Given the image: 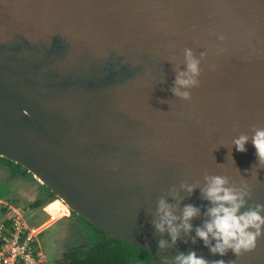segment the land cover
<instances>
[{
    "label": "water",
    "instance_id": "water-1",
    "mask_svg": "<svg viewBox=\"0 0 264 264\" xmlns=\"http://www.w3.org/2000/svg\"><path fill=\"white\" fill-rule=\"evenodd\" d=\"M185 49L199 73L178 86ZM259 128L264 0H0V158L42 177L111 243L157 261L194 251L207 264H264V225L239 256L195 236L212 206L206 176L245 192L239 212L264 205ZM161 197L174 224L185 205L199 209L174 242L153 224Z\"/></svg>",
    "mask_w": 264,
    "mask_h": 264
},
{
    "label": "clouds",
    "instance_id": "clouds-1",
    "mask_svg": "<svg viewBox=\"0 0 264 264\" xmlns=\"http://www.w3.org/2000/svg\"><path fill=\"white\" fill-rule=\"evenodd\" d=\"M185 62L186 68L177 73L175 85L190 86L197 83L199 61L192 56L189 49H185ZM172 91L185 98L189 95L187 91H180L179 87H173ZM247 140L248 137L245 135L236 138L233 141L236 150L244 151ZM252 144L260 163L264 164V128L256 129L252 137ZM205 180L206 185L201 189V192L212 206L206 209L209 219L203 222V227H196L195 236L199 237L213 253L222 255L227 249H231L239 256L242 252L251 251L256 245L257 238L261 235L262 225H264V216L260 214L264 205L256 204L255 208L239 212L244 204L245 192L227 187V180L223 176H206ZM191 189L192 186L188 185L187 190L190 192ZM198 211L199 209L191 204L185 205L179 217L181 223L174 224L178 218L171 211V206L161 197L157 207L160 220L153 221V224L159 232H163L167 228L174 242L179 229L183 228L185 232L191 229L190 218ZM210 237L215 241L214 243L209 242ZM194 240L195 238H193V242ZM158 245L164 247L165 241L159 240ZM174 264H207V261L202 257H197L194 251H190L187 254H177ZM215 264H223V261H216ZM231 264H235V262H231Z\"/></svg>",
    "mask_w": 264,
    "mask_h": 264
},
{
    "label": "rangeland",
    "instance_id": "rangeland-1",
    "mask_svg": "<svg viewBox=\"0 0 264 264\" xmlns=\"http://www.w3.org/2000/svg\"><path fill=\"white\" fill-rule=\"evenodd\" d=\"M4 170V163L0 160V207L7 206L20 211L30 226L39 227L38 231L42 230L39 241L48 257L46 264H49V260L50 264H61L60 258L64 252L89 249L92 243L86 234H89L91 229L77 217L62 218L68 216L70 211L60 200L55 198L40 210L28 208L30 203L48 195V188L40 185L28 173H24L22 168L12 177L6 176Z\"/></svg>",
    "mask_w": 264,
    "mask_h": 264
},
{
    "label": "built area",
    "instance_id": "built-area-1",
    "mask_svg": "<svg viewBox=\"0 0 264 264\" xmlns=\"http://www.w3.org/2000/svg\"><path fill=\"white\" fill-rule=\"evenodd\" d=\"M1 203V202H0ZM18 210L0 207V264H46L39 235Z\"/></svg>",
    "mask_w": 264,
    "mask_h": 264
},
{
    "label": "trees",
    "instance_id": "trees-1",
    "mask_svg": "<svg viewBox=\"0 0 264 264\" xmlns=\"http://www.w3.org/2000/svg\"><path fill=\"white\" fill-rule=\"evenodd\" d=\"M0 160H2L4 163V173L6 174V176L12 177L20 168H22L18 164H15L5 158H0ZM10 166L14 167L11 168ZM55 198L56 197L50 192L45 197L37 199L33 203H30L28 208L32 210H40ZM127 247L130 250L134 248L126 242L120 240H118L114 244L107 239L96 241L85 252L79 251L81 249L70 252L68 254V260L64 264H149V254L139 249L136 251L142 253L143 256L136 257L133 253L128 251L129 249H127ZM144 256H147V259H145L146 257Z\"/></svg>",
    "mask_w": 264,
    "mask_h": 264
},
{
    "label": "flooded vegetation",
    "instance_id": "flooded-vegetation-1",
    "mask_svg": "<svg viewBox=\"0 0 264 264\" xmlns=\"http://www.w3.org/2000/svg\"><path fill=\"white\" fill-rule=\"evenodd\" d=\"M70 217H75V218L77 217V219H79L80 221H82L87 226V228L89 227L91 229V232L89 234H86V237L88 238V240L91 241L90 243L94 244L96 241H101V240L107 239V236L105 235V233H99V232H97L96 228L92 224L88 223L86 220L82 219L81 217H78L77 215H75L71 211H70V214L68 216H64L62 218L68 219ZM134 248H136V247H134ZM134 248H132L130 250L127 247V249H129L128 251H130L131 253H133L134 256H136V257L143 256L142 253H140L139 251H136V250H139L138 248H136V249H134ZM74 250H76V249H73V250H70V251H67V252L62 253L61 258H60L61 259V264H64L68 260V254L70 252L74 251ZM79 251H84L85 252L87 250L81 249ZM144 257H146L145 259H147V256H144ZM149 257H150L149 264H174L173 262H170V261H167V260H161V261L154 260L150 254H149ZM47 260H48V257H47ZM48 262L50 264V260Z\"/></svg>",
    "mask_w": 264,
    "mask_h": 264
},
{
    "label": "bare ground",
    "instance_id": "bare-ground-1",
    "mask_svg": "<svg viewBox=\"0 0 264 264\" xmlns=\"http://www.w3.org/2000/svg\"><path fill=\"white\" fill-rule=\"evenodd\" d=\"M34 177H36L37 178V180H38V182H40V183H43L44 184V180H43V178L42 177H38L37 175H35L34 174ZM64 205H65V207L68 209V210H70L69 208H68V206L65 204V201H63V200H60Z\"/></svg>",
    "mask_w": 264,
    "mask_h": 264
}]
</instances>
